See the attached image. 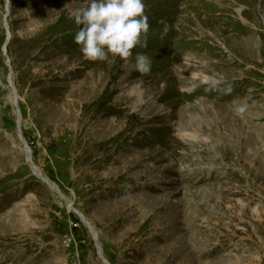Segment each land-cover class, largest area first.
I'll return each mask as SVG.
<instances>
[{"label": "rangeland", "instance_id": "1", "mask_svg": "<svg viewBox=\"0 0 264 264\" xmlns=\"http://www.w3.org/2000/svg\"><path fill=\"white\" fill-rule=\"evenodd\" d=\"M87 4L0 0V264H264V0H144L127 62Z\"/></svg>", "mask_w": 264, "mask_h": 264}, {"label": "clouds", "instance_id": "2", "mask_svg": "<svg viewBox=\"0 0 264 264\" xmlns=\"http://www.w3.org/2000/svg\"><path fill=\"white\" fill-rule=\"evenodd\" d=\"M71 15L78 26L74 42L86 60L105 61L111 56L113 60L120 58L127 62L136 46H147L150 25L144 0H88L86 7ZM134 70L145 75L150 73L151 59L137 53ZM210 83L217 86L221 81ZM226 91H232L230 84Z\"/></svg>", "mask_w": 264, "mask_h": 264}, {"label": "bare ground", "instance_id": "3", "mask_svg": "<svg viewBox=\"0 0 264 264\" xmlns=\"http://www.w3.org/2000/svg\"><path fill=\"white\" fill-rule=\"evenodd\" d=\"M10 90H11L10 100H11L12 104L16 107V92L13 90V88H11ZM22 142L24 143L23 139H22ZM24 145H25V143H24ZM22 149L25 152L26 156L28 157V160L30 162V165L33 169L34 174H36L39 178H41L43 181H45L52 190H54L63 200L66 201V203L68 204L69 207L73 208L72 201L68 198V196L65 195V193L59 188V186L55 182L48 179L45 175H43V173L40 171V169L31 162L30 153H29V150L26 147V145L22 146ZM75 211L80 215L82 220L87 224V226L90 228V230L95 234L93 227L87 221V219L85 218L83 213L80 212L78 209H75ZM96 245H97L96 247L98 248L99 255H100L101 259L103 260V262L105 264H110V262L103 256L102 247H101V244L99 243V241L97 240V238H96Z\"/></svg>", "mask_w": 264, "mask_h": 264}, {"label": "water", "instance_id": "4", "mask_svg": "<svg viewBox=\"0 0 264 264\" xmlns=\"http://www.w3.org/2000/svg\"><path fill=\"white\" fill-rule=\"evenodd\" d=\"M19 126V125H18ZM25 142V141H24Z\"/></svg>", "mask_w": 264, "mask_h": 264}]
</instances>
